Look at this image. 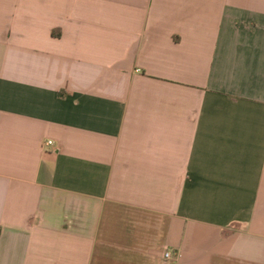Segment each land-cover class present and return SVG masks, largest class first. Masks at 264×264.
I'll return each instance as SVG.
<instances>
[{
	"label": "crops",
	"instance_id": "0c3cea01",
	"mask_svg": "<svg viewBox=\"0 0 264 264\" xmlns=\"http://www.w3.org/2000/svg\"><path fill=\"white\" fill-rule=\"evenodd\" d=\"M0 264H264V0H0Z\"/></svg>",
	"mask_w": 264,
	"mask_h": 264
},
{
	"label": "built area",
	"instance_id": "2783aa9c",
	"mask_svg": "<svg viewBox=\"0 0 264 264\" xmlns=\"http://www.w3.org/2000/svg\"><path fill=\"white\" fill-rule=\"evenodd\" d=\"M52 143L50 141L47 142V145H51ZM173 258V253L170 250H166L164 253V259L165 260H171Z\"/></svg>",
	"mask_w": 264,
	"mask_h": 264
}]
</instances>
